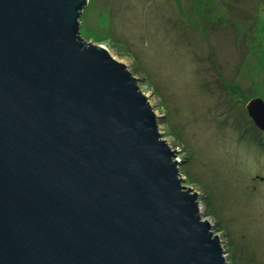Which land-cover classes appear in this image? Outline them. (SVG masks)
I'll use <instances>...</instances> for the list:
<instances>
[{
  "label": "water",
  "instance_id": "water-1",
  "mask_svg": "<svg viewBox=\"0 0 264 264\" xmlns=\"http://www.w3.org/2000/svg\"><path fill=\"white\" fill-rule=\"evenodd\" d=\"M89 4L0 0V264H226L137 78L82 37Z\"/></svg>",
  "mask_w": 264,
  "mask_h": 264
},
{
  "label": "rangeland",
  "instance_id": "rangeland-1",
  "mask_svg": "<svg viewBox=\"0 0 264 264\" xmlns=\"http://www.w3.org/2000/svg\"><path fill=\"white\" fill-rule=\"evenodd\" d=\"M80 22L137 78L226 264H264V133L247 112L264 101V0H90Z\"/></svg>",
  "mask_w": 264,
  "mask_h": 264
},
{
  "label": "trees",
  "instance_id": "trees-1",
  "mask_svg": "<svg viewBox=\"0 0 264 264\" xmlns=\"http://www.w3.org/2000/svg\"><path fill=\"white\" fill-rule=\"evenodd\" d=\"M103 22H105V25L108 26V24H109V20L108 19L107 20L103 19ZM101 42H103V41H101ZM101 42H98V43H101Z\"/></svg>",
  "mask_w": 264,
  "mask_h": 264
}]
</instances>
